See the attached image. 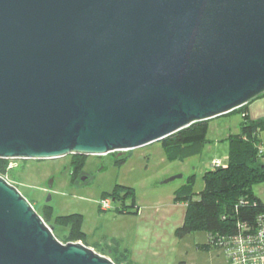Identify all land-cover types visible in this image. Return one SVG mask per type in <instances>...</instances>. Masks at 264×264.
Returning <instances> with one entry per match:
<instances>
[{"label":"water","instance_id":"water-1","mask_svg":"<svg viewBox=\"0 0 264 264\" xmlns=\"http://www.w3.org/2000/svg\"><path fill=\"white\" fill-rule=\"evenodd\" d=\"M262 95L264 0H0V160L131 151ZM0 264L114 263L0 177Z\"/></svg>","mask_w":264,"mask_h":264},{"label":"rangeland","instance_id":"rangeland-1","mask_svg":"<svg viewBox=\"0 0 264 264\" xmlns=\"http://www.w3.org/2000/svg\"><path fill=\"white\" fill-rule=\"evenodd\" d=\"M243 122L240 113L207 121L203 143L180 158L169 156L162 142L102 157L87 156L83 175L87 179L81 176L75 183L70 177L71 156L9 160L2 178L40 217L47 216L43 208L49 195L47 206L53 218L80 215L86 243H77L112 262L115 258L110 251L117 248L126 256L121 264H226L222 253L205 248V232L182 239L175 235L186 208L175 196L190 186L192 200L200 198L204 173L215 170L211 164L216 160L228 165L229 139L240 133ZM260 138L263 145L264 133ZM179 175L182 177L170 181ZM251 193L264 202V182L252 185ZM105 200L110 204L108 210L100 206Z\"/></svg>","mask_w":264,"mask_h":264},{"label":"trees","instance_id":"trees-1","mask_svg":"<svg viewBox=\"0 0 264 264\" xmlns=\"http://www.w3.org/2000/svg\"><path fill=\"white\" fill-rule=\"evenodd\" d=\"M247 105L232 112L240 113L244 122L241 124L240 133L229 139L228 165L204 173V187L197 201L191 198L190 186L176 193L175 201H184L186 204L182 224L175 232L179 239L198 232H205L207 235L224 234L227 230L233 232L237 219L254 220L258 214L264 212V202L251 193L252 185L264 182L263 155L260 154L262 146L260 135L264 133V118L249 119ZM205 124L206 122L192 125L160 141L164 144L163 149L171 157L180 158L187 152L190 153L203 143ZM84 159L85 157L82 156L70 157L72 183L83 175ZM121 163L123 162L118 164ZM8 164L9 160H0V177L7 174ZM240 199H248L255 205L236 209ZM45 204L43 211L47 216L44 215L41 218L48 227L53 229L57 240L66 244L86 243L85 235L81 232L80 215L53 218L47 206L49 204ZM115 244L113 243L114 246ZM205 248L212 249L208 242ZM110 253L115 258L114 264L125 262V254L119 253L117 248Z\"/></svg>","mask_w":264,"mask_h":264},{"label":"built area","instance_id":"built-area-1","mask_svg":"<svg viewBox=\"0 0 264 264\" xmlns=\"http://www.w3.org/2000/svg\"><path fill=\"white\" fill-rule=\"evenodd\" d=\"M211 165L215 168L224 167L218 160ZM109 205L106 200L100 203L103 210H108ZM250 205L254 206L255 203L240 199L236 209ZM207 242L212 249L222 253L226 264H264V212L254 220L237 219L233 232L227 230L224 234L207 235Z\"/></svg>","mask_w":264,"mask_h":264},{"label":"crops","instance_id":"crops-1","mask_svg":"<svg viewBox=\"0 0 264 264\" xmlns=\"http://www.w3.org/2000/svg\"><path fill=\"white\" fill-rule=\"evenodd\" d=\"M247 115L251 120L263 119L264 118V95L253 100L247 105ZM262 150V163L264 165V144L261 146Z\"/></svg>","mask_w":264,"mask_h":264},{"label":"flooded vegetation","instance_id":"flooded-vegetation-1","mask_svg":"<svg viewBox=\"0 0 264 264\" xmlns=\"http://www.w3.org/2000/svg\"><path fill=\"white\" fill-rule=\"evenodd\" d=\"M84 174H85V173H84V171H83V175H84ZM83 175H82V176H83ZM81 178H83V180H84V179H87V177H85V176H83V177H81Z\"/></svg>","mask_w":264,"mask_h":264}]
</instances>
